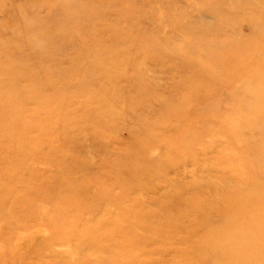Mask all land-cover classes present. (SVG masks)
<instances>
[{
  "label": "rangeland",
  "instance_id": "rangeland-1",
  "mask_svg": "<svg viewBox=\"0 0 264 264\" xmlns=\"http://www.w3.org/2000/svg\"><path fill=\"white\" fill-rule=\"evenodd\" d=\"M0 264H264V0H0Z\"/></svg>",
  "mask_w": 264,
  "mask_h": 264
}]
</instances>
